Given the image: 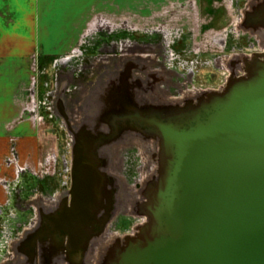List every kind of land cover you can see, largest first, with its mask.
<instances>
[{
  "label": "water",
  "instance_id": "1",
  "mask_svg": "<svg viewBox=\"0 0 264 264\" xmlns=\"http://www.w3.org/2000/svg\"><path fill=\"white\" fill-rule=\"evenodd\" d=\"M252 2L241 28L258 37L263 52L235 56L237 71L220 89L185 92L177 99L160 86L169 82L163 76L169 72L138 68L142 77L149 69L146 76L155 84L143 87L148 99L124 109L111 103L117 113L100 121L111 133L73 146L71 178L87 195L73 198L78 227L69 230L70 244L86 247L102 238L91 247L93 261L264 264V0ZM121 70L137 79L134 68ZM122 136L127 137L119 145L115 139ZM103 141L109 146L99 163ZM133 142L150 146L153 164L134 190L117 175L119 149ZM134 191L138 197L132 198ZM119 208L143 221L133 233L114 238L108 226Z\"/></svg>",
  "mask_w": 264,
  "mask_h": 264
},
{
  "label": "rangeland",
  "instance_id": "2",
  "mask_svg": "<svg viewBox=\"0 0 264 264\" xmlns=\"http://www.w3.org/2000/svg\"><path fill=\"white\" fill-rule=\"evenodd\" d=\"M252 1L174 0L161 10L165 16L157 20L156 24L143 26L142 29L133 33L115 34L110 39L105 36H99V38L95 36L94 39L86 40L68 56L48 59L45 67L38 63L33 78L34 86L28 90L32 94L31 100L36 101L34 114L35 116L38 114L37 123H41L39 129L42 136L41 151L37 154L36 160L28 155L30 159L26 163L31 168L23 170L26 174L21 175L25 176L23 180L25 184L30 185L31 189L38 185L39 190L45 191L47 195L55 191L54 185L62 175L60 171L62 161L70 162L71 160L72 143L70 140L72 137L67 135L70 134L69 125L62 116L57 96L61 92L68 97L78 96L82 86H88L90 82L97 79L100 72L105 71V68H100L104 62L103 58H119L122 55V47L131 45L130 48H133L137 44L141 52L148 50L147 53L158 55L153 57L156 63L152 68L169 72L163 73V76L169 78L175 88L171 87L168 95L178 99L185 92L218 90L225 84L231 72L237 71L238 66L234 65L235 56L263 52L258 37L241 28L244 11L253 3ZM155 32L158 33L155 34ZM109 60L105 62H110ZM124 63L127 64V68H134L135 71L132 73L135 78H141L143 87H149L148 84L152 81L151 77L146 76L149 69L145 70L143 77L140 74L141 70L138 69L148 68L147 62L138 58H128ZM119 70L122 71L121 68ZM182 73L185 78H182ZM150 84L153 86L154 83ZM182 84L185 85L179 89V85ZM160 86L163 90H168L167 85ZM164 101V98H160L159 103ZM71 116L76 117L75 112L71 113ZM71 122L73 123L72 120ZM122 146L119 149L120 166L117 175L134 190L143 176H146L145 173L152 171L153 164H150L148 150L145 154L136 142ZM33 149L37 151L36 146H33ZM66 176L67 174L63 173V177ZM17 183H10L11 189L8 190L7 200L0 205V212L2 211L0 214V264H5L7 258H10L11 245L15 234L19 231L16 224L19 221L15 222V217L10 216V212L13 211L18 217L20 214L15 210H8L15 202L14 188L18 189L22 184L17 185ZM52 186H54L53 189ZM37 194V196L31 195L30 198L33 202L38 200L40 203L41 193L38 191ZM32 210L36 211V208L33 207ZM3 212L6 213L3 214ZM31 218L34 220L33 216ZM142 221V217L131 215L129 209H120L117 218L110 226V236L122 238L131 234L135 226Z\"/></svg>",
  "mask_w": 264,
  "mask_h": 264
},
{
  "label": "crops",
  "instance_id": "3",
  "mask_svg": "<svg viewBox=\"0 0 264 264\" xmlns=\"http://www.w3.org/2000/svg\"><path fill=\"white\" fill-rule=\"evenodd\" d=\"M172 2L0 0V205L6 202L18 171L31 168L26 163L28 155L35 159L41 151V123H37L36 101L28 90L34 86L38 63L45 67L48 59L68 56L95 36L110 39L156 24L165 16L161 10ZM130 47H122L119 58L108 57L110 62H102L100 68H127L124 61L138 56L126 57L125 52L141 50L137 44Z\"/></svg>",
  "mask_w": 264,
  "mask_h": 264
},
{
  "label": "flooded vegetation",
  "instance_id": "4",
  "mask_svg": "<svg viewBox=\"0 0 264 264\" xmlns=\"http://www.w3.org/2000/svg\"><path fill=\"white\" fill-rule=\"evenodd\" d=\"M112 69L116 68H105V71L98 74L95 81L90 82L86 87L82 86L78 96L68 97L67 94L62 96L64 109L61 110L60 108V110L62 111V115L67 116V119L69 116L68 130L71 134L67 135H71L72 137L70 138L72 142L70 148L71 160L70 162L66 160L62 161L60 170L62 175L54 185L56 192L52 191L51 195H47L45 191L39 190L38 185L33 186L32 189L29 188L30 185H26L23 181L25 176H21L26 174L23 171L17 176V185L19 183L22 184L18 189L14 188L15 202L12 204L13 206L11 205V209L8 210H15L20 214L18 217L13 211L10 212V216L15 217L14 221H19V223H16L19 231L15 234L14 241L16 240V242L12 243L11 252L9 253L10 258L5 261V264H98L91 259V247L102 238L88 241L86 247L81 243L75 246H71L70 244L71 237L69 230L78 227L73 226L76 222L77 213L73 207V198L78 199L80 196L87 195L77 190L71 178L72 149L78 142L90 143L96 136L100 137L102 134L107 135L111 133L106 128V124L100 122L106 118H111L112 115L114 116L117 113L116 109L112 110L110 107L111 103L115 102L118 105H123L124 109L127 104L134 105L135 103L138 106L148 99L146 95H143L146 92L140 80L132 78L127 72ZM182 78H185L183 73ZM127 84H129L130 92L126 91ZM166 85V89L168 90L165 91L168 93H170L171 87L175 88L171 81L167 82ZM183 85L185 84L179 85L178 88L180 89ZM88 90L90 91L89 93ZM153 92L151 90V93ZM74 110H76V113L78 112V117L72 119L71 113ZM126 137H119L115 141L123 143ZM106 144L104 141L101 144L98 154L99 163L106 156V149L108 150L107 147L109 146V144ZM63 173H66L67 176L63 177ZM54 186H52V189ZM38 191L41 193L39 195V197L41 196L39 199L40 204L39 202H33L30 198L33 194L37 196ZM33 207L37 211L32 210ZM70 215H72V219L69 218ZM31 216L34 217V220ZM91 229L89 228L88 230ZM102 231L107 234L106 229ZM105 234L103 237H105Z\"/></svg>",
  "mask_w": 264,
  "mask_h": 264
},
{
  "label": "bare ground",
  "instance_id": "5",
  "mask_svg": "<svg viewBox=\"0 0 264 264\" xmlns=\"http://www.w3.org/2000/svg\"><path fill=\"white\" fill-rule=\"evenodd\" d=\"M130 22V21H129ZM127 24V23H126ZM168 24V23H167ZM166 24V25H167ZM131 26H133V25H131ZM126 27V26H125ZM136 29V28H135ZM166 34V33H165ZM113 45V44H112ZM106 50H108V49H106ZM131 50L132 49H129L128 51H126L125 52V54H124V56H126V57H130V56H134V57H137L138 56V59H140V60H142L143 62H147L148 64H149V67L148 68H152L153 67V64L155 65V63H156V61L153 59V57H156V56H158L157 54H153L152 55V53H147L148 52V50H146V51H144V52H141L140 50H137V49H135L136 51L133 53V52H131ZM134 50V49H133ZM132 50V51H133ZM137 51H140V52H137ZM143 51V50H142ZM151 50H149V52H150ZM259 52V51H258ZM257 52V53H258ZM261 53V52H260ZM123 54V53H122ZM107 59H104L103 61L105 62ZM97 61V60H96ZM65 62V61H64ZM92 64V63H91ZM95 65V64H94ZM118 65V64H117ZM82 68V67H81ZM90 68V67H89ZM154 69H157V68H154ZM152 71H154V70H152ZM157 72V71H156ZM92 73V72H91ZM64 78V77H63ZM61 80H62V78H61ZM67 81V80H66ZM61 87V86H60ZM80 88V87H79ZM83 90V89H82ZM90 91L88 90V93H89ZM84 93V92H83ZM82 95V94H81ZM82 97V96H81ZM80 102V101H79ZM51 109V108H50ZM140 146H141V149L145 152V154H146V150H148V148L150 147V146H148V145H146L145 143H143V144H140ZM137 154V153H136ZM148 156V155H147ZM115 166H119V163L117 162V160H116V162H115ZM152 171H153V169H152ZM149 173V172H148ZM148 173H145L146 174V176H143V178H142V181L141 182H139L138 184H141V183H143L144 181H145V179L147 178V175H148ZM138 179V178H137ZM138 187H139V185H137ZM137 186H135V188L137 187ZM58 195V194H57ZM135 196H137L138 197V192H136V191H134V194H133V196H132V198L133 197H135ZM41 197V196H40ZM57 198V197H56ZM36 201V200H35ZM37 202H38V200H37ZM49 202V201H48ZM46 203V202H45ZM34 204V203H33ZM40 204V203H39ZM52 204V203H51ZM55 204V203H54ZM32 205V204H31ZM43 206V205H42ZM37 211V210H36ZM35 215V214H34ZM12 216V215H11ZM36 219V218H35ZM30 224V223H29ZM6 225V224H5ZM26 227V226H25ZM30 230H31V228H30ZM4 232V231H3ZM24 232V231H23ZM4 234V233H3ZM108 238V237H107ZM107 238L106 237H104V240H107ZM10 240V239H9ZM13 242H16V240L14 241L13 240ZM12 242V243H13ZM8 243V242H7ZM101 246V247H100ZM105 246V242L104 241H101L100 242V244H99V248H103ZM15 247V246H14ZM13 251V250H12ZM15 251V250H14ZM12 257V256H11ZM8 259V258H7ZM4 260H5V258H4Z\"/></svg>",
  "mask_w": 264,
  "mask_h": 264
},
{
  "label": "built area",
  "instance_id": "6",
  "mask_svg": "<svg viewBox=\"0 0 264 264\" xmlns=\"http://www.w3.org/2000/svg\"><path fill=\"white\" fill-rule=\"evenodd\" d=\"M21 171H22V170H19V171H18V175L20 174ZM18 175H17V176H18ZM16 181H17V177H16ZM16 181H15V182H16ZM6 186H8V188H9V184H8V183L6 184Z\"/></svg>",
  "mask_w": 264,
  "mask_h": 264
}]
</instances>
